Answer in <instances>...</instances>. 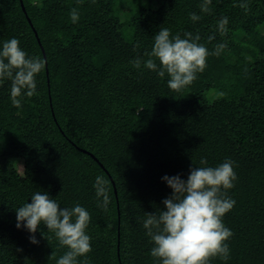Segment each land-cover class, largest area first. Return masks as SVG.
<instances>
[{
	"label": "trees",
	"instance_id": "trees-1",
	"mask_svg": "<svg viewBox=\"0 0 264 264\" xmlns=\"http://www.w3.org/2000/svg\"><path fill=\"white\" fill-rule=\"evenodd\" d=\"M147 1L0 0V41L15 37L46 60L39 95L21 108L11 103V82L0 87V264H56L67 250L44 225L37 245L16 228L15 209L37 190L90 212L87 264H154L142 223L171 195L162 177L187 179L202 158L213 167L235 162L227 264H264V0H212L207 14L202 0ZM191 13L201 20L193 23ZM224 16L229 31L221 37ZM161 28L199 33L211 53L179 92L167 75L131 63L147 59ZM97 175L111 187L107 210L97 206Z\"/></svg>",
	"mask_w": 264,
	"mask_h": 264
},
{
	"label": "clouds",
	"instance_id": "clouds-1",
	"mask_svg": "<svg viewBox=\"0 0 264 264\" xmlns=\"http://www.w3.org/2000/svg\"><path fill=\"white\" fill-rule=\"evenodd\" d=\"M212 0H202V13H210ZM239 7L247 10L245 2ZM201 15L190 14L195 23ZM73 23L78 22L79 14L73 9ZM229 19L221 17L216 30L221 37L229 31ZM209 41L215 39L209 36ZM199 33L185 32L173 35L168 28H161L155 34L147 59L137 57L131 61L136 69L142 67L154 72L157 77L166 75L167 87L179 92L190 86L198 73L207 67L211 54L202 43ZM228 47L226 42L215 47L219 55ZM46 60L38 55L29 54L20 47V40L13 37L0 41V87L11 82L9 91L11 103L21 108L25 98L38 96L37 77L45 70ZM200 166L190 169L187 179L181 175H165L162 181L172 190L165 198L163 209L155 213H146L142 226L149 242L153 245L150 255L154 264H212L219 258L224 264L230 259L231 249L228 241L232 230L224 223V217L235 206L236 201L228 196L238 180L235 162L231 159L215 167L209 166L207 159L199 161ZM97 206L107 210L110 204L111 187L102 175L95 177L93 184ZM31 202H25L15 209L16 228L26 230L30 243L37 245L36 233L40 225L47 227L59 243L66 248L56 264H87V256L92 252V237L87 229L91 223L90 212L81 204L62 207L57 198L48 192L37 190L30 196ZM84 258V259H81Z\"/></svg>",
	"mask_w": 264,
	"mask_h": 264
},
{
	"label": "rangeland",
	"instance_id": "rangeland-1",
	"mask_svg": "<svg viewBox=\"0 0 264 264\" xmlns=\"http://www.w3.org/2000/svg\"><path fill=\"white\" fill-rule=\"evenodd\" d=\"M149 4H150V2H148V1L146 0V3L144 4V7H148ZM122 19H124L123 16H122ZM250 48H251V50H254V49H255L254 47H250ZM242 55H243V54H242ZM212 94H213V92L209 93V94H208V98H210V97L212 96ZM17 168L19 169V172H21V164H19V165L17 166Z\"/></svg>",
	"mask_w": 264,
	"mask_h": 264
},
{
	"label": "water",
	"instance_id": "water-1",
	"mask_svg": "<svg viewBox=\"0 0 264 264\" xmlns=\"http://www.w3.org/2000/svg\"><path fill=\"white\" fill-rule=\"evenodd\" d=\"M20 4H21V6H22V10H24V7H23V4H22V1H20ZM34 31V33H35V36L37 37V32L35 31V30H33ZM38 38V37H37ZM113 186H114V192H115V195H116V198H117V191H116V188H115V185H114V183H113Z\"/></svg>",
	"mask_w": 264,
	"mask_h": 264
}]
</instances>
